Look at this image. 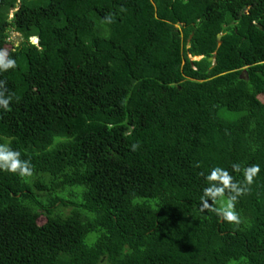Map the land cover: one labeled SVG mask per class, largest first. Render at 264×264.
I'll list each match as a JSON object with an SVG mask.
<instances>
[{
  "label": "trees",
  "instance_id": "obj_1",
  "mask_svg": "<svg viewBox=\"0 0 264 264\" xmlns=\"http://www.w3.org/2000/svg\"><path fill=\"white\" fill-rule=\"evenodd\" d=\"M0 54L34 165L0 171V264H264V0H0ZM253 164L237 227L207 177Z\"/></svg>",
  "mask_w": 264,
  "mask_h": 264
},
{
  "label": "clouds",
  "instance_id": "obj_2",
  "mask_svg": "<svg viewBox=\"0 0 264 264\" xmlns=\"http://www.w3.org/2000/svg\"><path fill=\"white\" fill-rule=\"evenodd\" d=\"M106 22L111 23L113 18L111 14L105 17ZM38 43L39 38L33 37ZM197 57H194V59ZM202 58V57H199ZM16 67V61L12 58L5 59L3 54H0V71H7ZM3 86L0 90V108L10 110L9 105L12 97L6 96V84L0 81ZM138 144L132 145V150L138 148ZM21 153L13 150L5 144H0V171H5L13 174H18L21 178L31 177L34 173V165L30 160H22ZM234 171H240V166L234 164ZM260 173V166L253 164L250 167L243 169L244 181H236L225 169L213 168L207 179L211 181H218L219 183H212L210 187L205 188L206 196H211L213 199L223 198L227 193L226 202L219 208H213L212 211L216 212L217 216L223 221L236 225L237 227L243 223L240 213L236 210V203L238 198L250 192V186L254 183L255 177ZM203 207L209 208L206 200H203Z\"/></svg>",
  "mask_w": 264,
  "mask_h": 264
},
{
  "label": "rangeland",
  "instance_id": "obj_3",
  "mask_svg": "<svg viewBox=\"0 0 264 264\" xmlns=\"http://www.w3.org/2000/svg\"><path fill=\"white\" fill-rule=\"evenodd\" d=\"M11 18L13 17V12L10 16ZM10 41L15 44V45H18L20 44L22 41H23V37H22V34H20L19 32L15 31V30H12L10 32ZM33 42H36V39H32ZM46 221L45 218H41L39 220V223L40 224H43L44 222Z\"/></svg>",
  "mask_w": 264,
  "mask_h": 264
},
{
  "label": "water",
  "instance_id": "obj_4",
  "mask_svg": "<svg viewBox=\"0 0 264 264\" xmlns=\"http://www.w3.org/2000/svg\"><path fill=\"white\" fill-rule=\"evenodd\" d=\"M259 27L261 28V26H259ZM222 37H223V34H219V35H218L219 45L222 44ZM199 59H201V58H199V57L195 58V60H199ZM210 61H215V58H214V57H211V58H210Z\"/></svg>",
  "mask_w": 264,
  "mask_h": 264
}]
</instances>
